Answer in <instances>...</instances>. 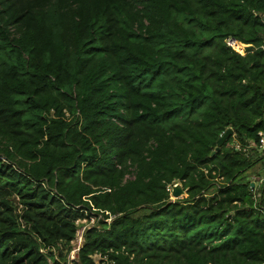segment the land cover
I'll list each match as a JSON object with an SVG mask.
<instances>
[{"label":"trees","instance_id":"16d2710c","mask_svg":"<svg viewBox=\"0 0 264 264\" xmlns=\"http://www.w3.org/2000/svg\"><path fill=\"white\" fill-rule=\"evenodd\" d=\"M263 115L264 0H0V264H264Z\"/></svg>","mask_w":264,"mask_h":264},{"label":"rangeland","instance_id":"374dc122","mask_svg":"<svg viewBox=\"0 0 264 264\" xmlns=\"http://www.w3.org/2000/svg\"><path fill=\"white\" fill-rule=\"evenodd\" d=\"M246 48L247 47L243 48L240 53L242 54L243 50L245 51ZM244 54H245V52H244ZM237 147H238V145L234 144V148H237ZM250 154L255 159H257L258 161H257L256 166L254 167V169L248 172L249 173L248 180L253 182L252 183V184H254L253 187L256 186L257 188H261L260 180L264 177V157L262 155H258V154H256V156H255V153H250ZM257 175L260 176L259 179L257 178ZM185 197H186V194L184 196H182V198H185ZM94 223H95V219L94 218H91V219H88V220H80L78 222V225H77L78 226V234H77L78 237L75 240V242L71 243V245H70V251L67 254L68 256H67V263L66 264H73V262L71 260V251L75 248L76 244H78V239L80 238V236L83 235L86 232V230L90 229ZM61 249L63 250V254H65L66 253L65 250L63 248H61ZM76 259L77 258H75V260ZM94 261H95L96 264H99L100 261H101V258L96 256V257H94Z\"/></svg>","mask_w":264,"mask_h":264},{"label":"built area","instance_id":"2783aa9c","mask_svg":"<svg viewBox=\"0 0 264 264\" xmlns=\"http://www.w3.org/2000/svg\"><path fill=\"white\" fill-rule=\"evenodd\" d=\"M237 43V41H235L234 39H232L231 37L227 38L225 40V44L227 47L231 48L232 50H234L235 52H237L238 54H241L239 53L238 51H236L234 49V45ZM241 44V43H240ZM243 45V44H242ZM244 48L245 47H248L246 45H243ZM246 54V51L243 50V53L241 54L242 56H244ZM263 123H264V115H263ZM257 137H258V142H254V141H248L247 145L245 146V151H248V152H251V153H256L258 155H262L264 157V131H260L257 133ZM239 146L235 149H238ZM260 185L264 191V177L260 180ZM78 222H76V225H78ZM77 234H78V229L76 231V236H75V240L77 239ZM83 235L80 236V238L78 239V244H76L75 248L71 251V260L72 262L76 261L75 258H77V253L78 251L80 250V247L83 243ZM75 240L73 242H75ZM72 242V243H73ZM76 252V253H75ZM75 253V254H74Z\"/></svg>","mask_w":264,"mask_h":264},{"label":"water","instance_id":"95a60500","mask_svg":"<svg viewBox=\"0 0 264 264\" xmlns=\"http://www.w3.org/2000/svg\"><path fill=\"white\" fill-rule=\"evenodd\" d=\"M232 135V130L231 129H228L220 138L219 140L217 141V150L223 146V144L225 143V141ZM215 154V152H212L211 153V156H213ZM254 184H252V187H253ZM185 195V192L183 191L182 187L180 184H177L175 185L173 188H172V191H171V197L173 200L175 199H180L182 198V196Z\"/></svg>","mask_w":264,"mask_h":264},{"label":"bare ground","instance_id":"6f19581e","mask_svg":"<svg viewBox=\"0 0 264 264\" xmlns=\"http://www.w3.org/2000/svg\"><path fill=\"white\" fill-rule=\"evenodd\" d=\"M234 49L240 53V50L237 47V43L234 45Z\"/></svg>","mask_w":264,"mask_h":264}]
</instances>
